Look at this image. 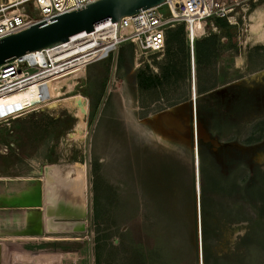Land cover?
Instances as JSON below:
<instances>
[{
	"label": "rangeland",
	"instance_id": "1",
	"mask_svg": "<svg viewBox=\"0 0 264 264\" xmlns=\"http://www.w3.org/2000/svg\"><path fill=\"white\" fill-rule=\"evenodd\" d=\"M262 3L264 0L258 4ZM255 6L236 23L225 19L227 24L221 26L216 21L217 29L209 35L217 36L210 72L204 62L195 58V84L203 86V90L213 87L204 96L215 93L222 98L234 97L231 92L236 90L245 96L243 92L250 94L251 85L253 88L256 84L264 93V43L247 40L249 14ZM162 10L167 12V7L162 5ZM186 43V38L181 46L166 43L159 58L154 55L151 64L136 66L134 58H130L132 45L124 42L116 71L109 57L100 59L43 83L42 102H37L42 100L37 91L33 102L0 111V171L11 175L13 170L14 174V162L22 163L24 177L39 186L42 204L45 175L53 189L49 198L52 196L55 202L60 180L74 174L82 182L85 198L84 213L71 215V220L81 223L88 219V227L81 230L76 225L71 233L46 235L52 239H27L24 250L40 248L39 258L46 253L72 252L63 255L61 264H74L72 257L77 264H264V177L250 187L244 186L240 174L235 173L233 182L229 181L205 154L202 161L200 158L199 187L194 189V142L186 130L192 124L194 93ZM172 57L177 61L176 69L186 72L183 81L172 76L163 78L157 88H140L136 79L139 73L160 76ZM77 93L89 101L84 125L63 104L65 98ZM194 95L197 99L203 96L196 87ZM51 101L57 103H47ZM24 107L31 108L16 117H4ZM252 107L248 104L242 110V121L216 123L211 132L207 129L210 138L217 133L223 138L217 139L218 143L231 140L250 146L249 158L252 149L264 151V119L256 120ZM169 108L182 117L186 127L183 132L159 124L157 115ZM210 140L200 146L209 148ZM259 158L264 159V153L260 152ZM261 164L258 170L261 167L264 176V160ZM242 168V175L248 173ZM2 173L0 179L5 180L7 176ZM194 190H199V198L202 191L203 231L201 202L197 207L201 211L198 221L194 215ZM62 217L65 215L57 213L54 219ZM199 230L203 238L201 257L197 246ZM98 231L106 238L96 243ZM97 244L102 245V263L95 257ZM13 248L9 247V251ZM32 254L25 251L20 258L31 261Z\"/></svg>",
	"mask_w": 264,
	"mask_h": 264
},
{
	"label": "built area",
	"instance_id": "2",
	"mask_svg": "<svg viewBox=\"0 0 264 264\" xmlns=\"http://www.w3.org/2000/svg\"><path fill=\"white\" fill-rule=\"evenodd\" d=\"M94 1L97 0H0V38L23 30L36 22L49 21L58 14L83 8ZM260 1L262 0H164L160 4L140 8L132 14L124 15L120 20L102 21L92 30L99 29L102 37L97 38L91 45L88 55L78 58L77 61L84 59L78 64L85 63L86 67L92 62L109 57L114 62L116 71L124 42L132 45L136 66L142 63L151 64L154 55L159 58L166 50L168 30L182 24L190 51L191 86L194 93L196 40L216 31L217 18H225L229 23H236L240 17L245 18L246 12ZM162 5L167 7V12L162 10ZM92 31L78 32L67 41L51 45H71L69 40L72 37L80 33L84 34L78 37L84 36L85 33ZM47 47L36 49V52H43V64L34 54L30 55L32 51H29V56L27 51L0 64V93L28 88L34 83L35 78L43 77L40 82L44 80L46 78L44 74L53 65L52 60H48L44 54ZM61 69H65V65ZM4 150L8 151L7 145ZM72 260L77 264L76 258Z\"/></svg>",
	"mask_w": 264,
	"mask_h": 264
},
{
	"label": "bare ground",
	"instance_id": "3",
	"mask_svg": "<svg viewBox=\"0 0 264 264\" xmlns=\"http://www.w3.org/2000/svg\"><path fill=\"white\" fill-rule=\"evenodd\" d=\"M249 20H250V23H249V33H248L247 40L250 41L252 44L264 43V3H262L261 5L257 4L252 9V11L249 14ZM81 34H84V33L75 35L74 37L71 38V40H69L71 45L58 44V45H51L47 47L44 51V54H46L47 56L46 58L48 60L49 59L52 60L53 65L48 69L49 71L44 74L46 78L42 80L41 82H40V79L43 77H41L40 79L35 78L33 81L34 83L28 86V88H22V89L13 90L11 92L0 93V111L11 110L13 108H17V107L33 102L34 100L33 101L31 100L35 97L37 91L42 97V100H37V102H42L44 100L43 93L45 91V87L43 86V83H45L46 81H49L50 79L53 80L61 76H65L66 74H68L70 71L74 69L85 67L84 66L85 63L78 64L80 60L83 61L84 59H80L79 61H77L78 58H82L88 55L91 45L94 42H96L97 38L102 37V33L98 29L97 31H92L87 34L85 33L84 36L78 37ZM31 51L33 53H30V55L34 54L36 58H38L43 64L44 63L43 52H36V50H31ZM27 53L29 56V51ZM85 59H88V58H85ZM63 65H65V69H61ZM59 69H61L60 72H58ZM195 87H196V84L194 82V89H193L194 94H195ZM65 99L63 101V104H65L68 107V109L72 112V115L74 117L80 118L81 124L84 125L85 116L87 115V111H88V102H89L88 98L81 93H77ZM47 103L56 104L57 101H51ZM31 107L21 108L17 112L8 114L4 117H7V116L15 117L17 115L22 114L23 110L25 111L26 109L31 108ZM198 174H199V161H198V157L195 156V177H196L197 189L199 187ZM81 190H82V182L79 180V178L76 175L73 174L70 176L68 175L65 176L63 180H60L58 187L56 186V194H55L56 199L54 202V199L52 198V202L55 203L54 205L51 204L52 207L55 208L57 213H61V214H64L63 212L65 211V205L67 204H69V207H70L68 209H71L70 205H72L74 207V209L72 208L74 211H77L80 208L84 209L85 198ZM58 191H59V194H58ZM62 191L64 192L62 193ZM28 203H33V202H28ZM27 206H24V207H27ZM78 206L79 208H77ZM72 214H75V213H72ZM76 214H79V212H77ZM200 214H201V211L197 210V217H196L197 221H198V217L200 216ZM82 224H85V222L84 223L82 222L81 226ZM57 225H59L58 222H57ZM70 227L73 228L74 226H70ZM197 237H198L197 246L201 248L202 235H201L200 230H199V233H197ZM67 253H72V252L46 253L41 258H43L44 264H61V258L63 257V255L65 256ZM36 257L38 256L36 255ZM72 259H75V257H72Z\"/></svg>",
	"mask_w": 264,
	"mask_h": 264
},
{
	"label": "water",
	"instance_id": "4",
	"mask_svg": "<svg viewBox=\"0 0 264 264\" xmlns=\"http://www.w3.org/2000/svg\"><path fill=\"white\" fill-rule=\"evenodd\" d=\"M164 0H97L87 6L56 15L49 21H39L31 26L5 35L0 38V64L6 60L24 54L27 51L47 47L59 41H66L70 36L81 31H92L94 27L105 20H120L122 16L132 14L140 8L149 7L162 3ZM264 73V72H263ZM192 124L188 129L184 127L183 119L173 112L171 108L162 110L157 119L168 130L183 132L188 131L190 140L194 142L195 148L201 142L210 139V132L204 124L195 118L197 115L192 95ZM216 143V141H214ZM14 145V143H11ZM245 147H250L245 145ZM38 183V182H37ZM37 184L24 190L23 206H37L41 204ZM33 202V203H28ZM20 203V202H19ZM37 209V208H36ZM85 224H82V229ZM1 248V246H0ZM201 250V248H200ZM1 255V249H0ZM201 257V251H200Z\"/></svg>",
	"mask_w": 264,
	"mask_h": 264
},
{
	"label": "crops",
	"instance_id": "5",
	"mask_svg": "<svg viewBox=\"0 0 264 264\" xmlns=\"http://www.w3.org/2000/svg\"><path fill=\"white\" fill-rule=\"evenodd\" d=\"M257 49L260 50V48ZM13 168H15L14 174L12 170ZM12 169L11 175H6L5 172L2 173L3 171H0L2 174H4V176H7L5 180L0 179V264H24V262L26 264H44L43 258L33 256L34 253L35 255H37L40 248H36L35 250H24V245L28 242L27 239H52L51 237L48 238V236L46 235H48L49 233H57L56 235H65L67 233H71L72 229L76 228V225L82 230L81 223L85 222L84 227H88V219H84L83 221H81V223L77 220L72 221L71 219L74 216H80L79 214H76L77 212L83 214L84 211H82V208L74 211V207L72 205H70L71 209H68L70 208L69 204L65 205V211L63 212L65 217H62V219L57 221L55 220L56 218L54 219V216L57 215V211L49 203L53 198L52 196L51 199L49 198L50 191L51 195L53 194V189L49 182L50 180L46 175L44 176V203L42 204L41 201L40 205H30L24 207L21 203V201H23L24 190L35 183L32 181H27L30 178L24 177V169L22 163L18 165V162L15 161ZM50 207H52V209ZM77 208H79V206ZM71 215L73 217H71ZM48 218L50 219L49 221ZM78 218L80 219L81 217ZM57 222H59L60 226H57ZM70 226H74V228H71ZM61 237H63L64 239L67 238L66 236ZM9 247L13 249L9 251ZM25 251L33 252L31 256L29 255L31 261L21 260L20 256L24 254ZM28 254H26L27 257ZM34 257H36V259ZM38 259L40 260L37 262Z\"/></svg>",
	"mask_w": 264,
	"mask_h": 264
},
{
	"label": "flooded vegetation",
	"instance_id": "6",
	"mask_svg": "<svg viewBox=\"0 0 264 264\" xmlns=\"http://www.w3.org/2000/svg\"><path fill=\"white\" fill-rule=\"evenodd\" d=\"M131 57L133 58V55L132 56L130 55V58ZM201 88H203V86L196 85L197 93L199 95L203 94V96L198 99H197V95L194 97V106H195V111L197 113L195 118H198L205 125V127L210 130V132L212 131L211 129L216 123L224 124L233 121L235 122L242 121L244 118L243 113H245L242 112V110L244 108H248V104L249 106H253L250 110H253V116H255L256 120L260 121L264 119V116H261L262 114H264V98H263L264 93L258 91L261 89L257 84L255 86L253 85V88L251 85L250 87V89L252 90V92L250 93L251 95L248 93V91L247 92L244 91L243 95L245 96H240V94L242 93H239L238 90H236L234 92H231L232 95L235 94L234 97L229 95V97L226 98L218 97V95L216 96L215 93L207 94L204 96L205 93L211 92L212 91L211 89H213V87H208L207 89L204 88V90H201ZM201 100H203V102ZM242 100H245V102H242ZM179 118L182 117L179 116ZM192 119L193 117L191 116V121ZM160 135L162 134L160 133ZM216 135L212 136V139L210 140L209 143L210 144L209 148H207L204 145L201 146L199 145L198 150L195 148L194 151L195 145L194 144H193L194 146L192 145L193 158H195V153H196V156L198 157V161H199V168H200V158L202 161L205 157V154H207L210 160L215 163L214 165L216 167L217 166L219 167L222 174L225 175V177H227L229 181L233 182L232 179L233 176H235V173L236 175L240 174L241 177L244 179L243 183L245 187L247 186L250 187L251 183L254 181L263 180L264 176L261 167L258 170V167L262 165L261 163L264 160L259 158V153L260 152L264 153V151H261L262 149H258V148L252 149L254 150V152L250 155L249 158L247 153L248 147H245V145L238 144L237 142L231 140H228L225 143H221V142L218 143L217 139H223V138H221L217 133ZM214 141H216V143ZM242 167L247 169L248 173H245V175L241 174ZM194 175H195V164H194ZM200 176H201V171H200ZM194 189H196L195 180H194ZM201 195H202V191L199 198L198 192L196 195V190H194L193 208H194V215L196 217L197 207H199V203L201 202L202 231H203V226L205 224L203 221L204 218L203 208H202L203 200L201 198Z\"/></svg>",
	"mask_w": 264,
	"mask_h": 264
},
{
	"label": "trees",
	"instance_id": "7",
	"mask_svg": "<svg viewBox=\"0 0 264 264\" xmlns=\"http://www.w3.org/2000/svg\"><path fill=\"white\" fill-rule=\"evenodd\" d=\"M217 23L221 26H225L227 24L225 18H217L216 19ZM174 31L173 32H168L167 34V41L166 43L169 46H181L184 44V27L182 24L177 25V27L173 28ZM217 38L216 34H212L211 36H207L204 38H200L198 40H196L195 42V58L196 61L198 60L199 63L204 62L206 66V68H208V71H211V66L210 64H212V62L214 61L213 57L216 55L215 52V39ZM187 42V41H186ZM187 44V43H186ZM189 47L187 45V51L185 52V56L187 59L190 58V51L188 50ZM122 55V54H121ZM130 55L132 56V49L130 50ZM174 56V55H173ZM189 56V58H188ZM177 67V61L174 60V58L172 57L170 59V62L166 65V68L163 67L164 69H161V75L160 76H151V75H146L144 72H141L137 75V82H139L140 88L142 89H152L153 87L157 88L159 87V84L163 83V80L166 78H171L172 76L176 77V80H180L183 81L186 75L185 71H181L176 69ZM199 70L201 71V67L199 66ZM180 71V72H179ZM201 73V72H200ZM164 78V79H163ZM201 90H203V88H201ZM159 93V91H156ZM97 242L98 243L102 238L105 239L106 236H101L99 231L97 234ZM102 245L97 244V247L95 249V257L97 259L98 263H102L101 261V249ZM112 247V246H111ZM109 247V248H111ZM108 248V249H109ZM126 264V263H125ZM204 264H207L206 261L204 262Z\"/></svg>",
	"mask_w": 264,
	"mask_h": 264
}]
</instances>
